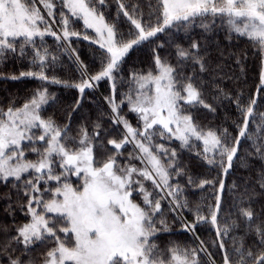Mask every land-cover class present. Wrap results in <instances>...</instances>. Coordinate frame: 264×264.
I'll return each mask as SVG.
<instances>
[{
    "label": "trees",
    "instance_id": "obj_1",
    "mask_svg": "<svg viewBox=\"0 0 264 264\" xmlns=\"http://www.w3.org/2000/svg\"><path fill=\"white\" fill-rule=\"evenodd\" d=\"M21 1L41 14L42 34L0 36V123L45 95L46 129L22 142L24 158L42 159L49 131L67 153L91 148L94 168L131 173L150 264H264V36L241 30L234 14L201 12L142 39L164 25L162 0H87L123 50L114 61L64 0H39L46 16L36 0ZM164 68L193 133L151 125L143 112L140 81ZM68 185L80 190L83 175L59 155L43 174L0 177V264H43L76 247L67 216L45 211ZM32 208L48 228L24 243Z\"/></svg>",
    "mask_w": 264,
    "mask_h": 264
},
{
    "label": "rangeland",
    "instance_id": "obj_2",
    "mask_svg": "<svg viewBox=\"0 0 264 264\" xmlns=\"http://www.w3.org/2000/svg\"><path fill=\"white\" fill-rule=\"evenodd\" d=\"M38 7L47 15L43 4ZM73 14L79 16L85 25L97 34L99 43L112 52L114 61L123 50L115 47V34L105 23L101 14L87 4V0H64ZM164 25L143 34L148 38L161 31L166 25L201 12H226L234 14L240 29L255 37L264 36V0H162ZM38 11V9H36ZM21 0H0V36L33 38L41 35L37 16L29 12ZM36 14V15H35ZM140 98L143 112L151 125L159 124L164 130L178 136L193 133V127L186 119L177 115L176 99L172 92L169 70L146 77L140 81ZM46 104L44 94L19 110L9 112L0 123V177L21 178L35 172L43 174L50 170L54 156H61L65 165L71 166L83 175L80 190L65 186L57 191L54 200L46 204L47 214L66 215L70 220V231L75 235L76 247L61 246L43 264H150L144 250L147 234L146 217L143 208L134 199L131 173L121 175L110 162L96 169L92 165V150L86 148L78 154L65 152L60 145V134L45 131L48 149L39 161L24 158L19 150L22 142L34 128L46 129L41 110ZM43 137L41 139H43ZM210 141V139H209ZM213 143L214 140L211 139ZM119 144L118 147H121ZM156 177L154 171L152 172ZM31 219L20 227L24 243L39 239L47 231L48 222L37 209L29 210Z\"/></svg>",
    "mask_w": 264,
    "mask_h": 264
}]
</instances>
